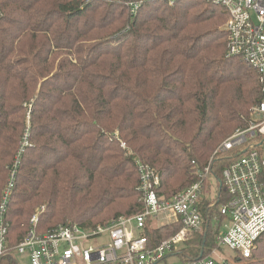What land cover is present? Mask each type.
Listing matches in <instances>:
<instances>
[{
    "label": "trees",
    "instance_id": "1",
    "mask_svg": "<svg viewBox=\"0 0 264 264\" xmlns=\"http://www.w3.org/2000/svg\"><path fill=\"white\" fill-rule=\"evenodd\" d=\"M227 19L207 0H144L134 14L125 0H0V203L20 160L0 264H19L14 248L32 227L91 229L140 211L138 162L155 168L166 196L212 158L221 183L241 151H215L263 94L258 70L228 54ZM220 183L207 211L216 218L189 233L185 255L217 246ZM181 228L148 220L144 233L155 247ZM234 264H264V233Z\"/></svg>",
    "mask_w": 264,
    "mask_h": 264
},
{
    "label": "built area",
    "instance_id": "2",
    "mask_svg": "<svg viewBox=\"0 0 264 264\" xmlns=\"http://www.w3.org/2000/svg\"><path fill=\"white\" fill-rule=\"evenodd\" d=\"M144 0H125L132 14ZM174 5L179 0H162ZM222 6L228 13L224 28L228 33L227 51L255 67L262 84V98L245 128H238L215 153L240 150L222 172V181L212 172L213 158L201 171L199 180L166 196L159 191L161 178L155 168L138 162L142 209L133 215H120L106 224L86 229L75 223H61L53 230L37 234L32 227L14 248L30 264H158L170 256L175 264H234L236 258H250L264 233V0H207ZM27 144V142H25ZM125 147V144H122ZM23 148L19 150V155ZM20 160L15 161L0 203V256L6 249L8 223L6 212L12 195ZM227 201L220 207L224 230L216 236V248L207 255H185L189 233L204 231L212 214L207 213L219 202L221 188ZM208 201V202H206ZM208 203V205H206ZM160 218L167 223H182L181 230L150 246L144 233L147 221L155 226ZM38 221L34 214L31 225ZM164 225V224H162ZM93 241L94 246H88ZM97 241V242H96ZM96 242V243H95ZM235 252L233 258L221 257V248ZM183 248V249H182ZM176 254V255H173Z\"/></svg>",
    "mask_w": 264,
    "mask_h": 264
},
{
    "label": "rangeland",
    "instance_id": "3",
    "mask_svg": "<svg viewBox=\"0 0 264 264\" xmlns=\"http://www.w3.org/2000/svg\"><path fill=\"white\" fill-rule=\"evenodd\" d=\"M253 116H255V114L253 115ZM240 128H242V127H240ZM245 128V127H244ZM237 130V129H236ZM235 130V131H236ZM27 136H28V133H27V131H26V133H25V136H24V138H23V140H22V142L23 141H25L26 142V138H27ZM40 207H42V206H40ZM40 207H38V208H40ZM37 208V209H38ZM36 209V210H37ZM221 219H222V217H221ZM167 221L165 220V219H162V218H160V220H158V222L156 223L157 225H162V224H165ZM30 223H31V221H30ZM219 223V221H217V220H214L213 221V224H214V226H216L217 224ZM224 224H225V221L224 220H222V224H221V226H220V230H219V233L220 232H222L223 230H224ZM97 242V241H96ZM95 242V243H96ZM88 246H94V242L93 241H91V242H89V244H88ZM183 249V248H182ZM215 249V248H214ZM214 249H212L211 250V252L214 250ZM221 250V254H217V257L218 258H221V257H224V256H226V257H230V258H233L234 256H235V252L233 251V250H231V249H229V248H221L220 249ZM16 257H17V259H18V261H19V264H30L29 263V260H28V258L26 257V256H24V255H19V254H17L16 253ZM179 260H178V258L177 257H168V259H167V261H163V262H160V263H158V264H175V263H177ZM2 264H8L7 262H3Z\"/></svg>",
    "mask_w": 264,
    "mask_h": 264
},
{
    "label": "crops",
    "instance_id": "4",
    "mask_svg": "<svg viewBox=\"0 0 264 264\" xmlns=\"http://www.w3.org/2000/svg\"><path fill=\"white\" fill-rule=\"evenodd\" d=\"M173 255H176V254H173ZM170 257H174V256H170ZM168 259V258H167ZM167 259L165 261H167Z\"/></svg>",
    "mask_w": 264,
    "mask_h": 264
}]
</instances>
